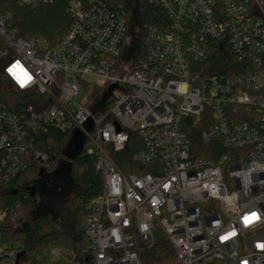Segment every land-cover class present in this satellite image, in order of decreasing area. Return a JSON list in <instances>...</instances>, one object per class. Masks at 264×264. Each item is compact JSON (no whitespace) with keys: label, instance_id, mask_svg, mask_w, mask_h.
<instances>
[{"label":"built area","instance_id":"1","mask_svg":"<svg viewBox=\"0 0 264 264\" xmlns=\"http://www.w3.org/2000/svg\"><path fill=\"white\" fill-rule=\"evenodd\" d=\"M145 1L165 19L144 25V61L131 70L121 56V5L67 0L68 30L51 45L20 38L0 0V71L22 97L36 99L13 112L0 93V185L25 172L30 159L46 162L33 148L39 134L78 133L96 159L102 191L87 206L86 260L73 264H142L139 253L155 229L177 264H264V12L253 0ZM217 45L237 66L206 75L200 65ZM14 65L31 77L23 87L9 72ZM203 115L207 150L200 153L183 125ZM132 134L141 148L125 174L112 155ZM5 218L0 198V264H17L19 250L2 233Z\"/></svg>","mask_w":264,"mask_h":264},{"label":"trees","instance_id":"2","mask_svg":"<svg viewBox=\"0 0 264 264\" xmlns=\"http://www.w3.org/2000/svg\"><path fill=\"white\" fill-rule=\"evenodd\" d=\"M106 1L123 7L127 21L126 37L129 30H137L139 40L137 52L130 61H126L131 63V70H136L145 57L142 43L144 25L151 23L158 26L165 19L164 14L160 8L145 0H140L137 12L133 11L131 4H123L121 0ZM3 3L5 10L11 13L8 27L16 29L18 36L24 40H28L32 36H40L51 45H55L68 30L70 21L65 11L67 0H54L52 4L37 7H19L12 0H3ZM132 18L134 25L130 26ZM200 66L205 68L206 75H221L234 70L237 62L224 46L217 45L213 55ZM0 93L6 108L13 112L18 111L29 102L36 101V99L22 97L1 71ZM94 95H98V92ZM240 110L244 112L243 108ZM243 114L241 113L238 118L244 119ZM200 118H187L183 129L190 140L192 150L203 153L207 150L200 142V133L204 128L202 122L204 115ZM70 139L69 133L61 132L55 128H50L46 133L39 134L33 148L35 151L47 155L46 162L43 165H38L32 158L29 160V166L25 172L12 179L7 186L0 185L1 204L6 212L2 233L5 240L15 244L19 254H22L17 264H46L47 258L54 248L66 250L72 260L71 264L86 260L88 239L85 235V217L87 206L93 198L101 193L102 177L96 168L95 157L87 155L83 150L73 158L66 156L65 150ZM140 148L141 144L137 135L132 134L129 143L122 152H113L112 156L123 173L133 172L134 166L131 165V157ZM62 171H65V177L75 184L70 206L71 212L75 214L73 223L70 225L64 217H54L49 213V210H45L44 213L28 220L23 228L13 230L7 227L9 217L15 208L22 207L33 212L36 209L34 201L36 195L44 194L46 188L53 191L61 185L59 180H61ZM42 185L44 188L41 187ZM32 192L35 195H31ZM152 238V245L139 253L141 263L177 264L175 254L165 234L161 230L155 229Z\"/></svg>","mask_w":264,"mask_h":264},{"label":"rangeland","instance_id":"3","mask_svg":"<svg viewBox=\"0 0 264 264\" xmlns=\"http://www.w3.org/2000/svg\"><path fill=\"white\" fill-rule=\"evenodd\" d=\"M257 6H259V11L264 12V0H253ZM123 4H131L133 11L137 12L140 0H121ZM134 25V19L130 21V26ZM139 30V24L137 26ZM138 33L137 30H129L126 40L122 46V57L125 61H130L137 52L138 45ZM6 61V54H0V69ZM108 94L105 93L104 98H107ZM69 154L72 155L76 152V149L68 150ZM65 170V169H64ZM66 172L62 171L60 174L59 182L61 185L57 189L50 191L46 188L44 194L37 195L36 209L33 212H29L27 209L22 207L15 208L7 223V227L16 230L18 228L25 227L28 220L31 218L44 213L45 210H49L52 216H61L66 219V221L71 225L75 220V214L71 212V201L74 196L75 184L67 177H65ZM43 187V185L41 186ZM15 245V244H13ZM16 247V245H15ZM54 255L47 258L46 264H71V259L68 256V252L63 249L54 248Z\"/></svg>","mask_w":264,"mask_h":264},{"label":"water","instance_id":"4","mask_svg":"<svg viewBox=\"0 0 264 264\" xmlns=\"http://www.w3.org/2000/svg\"><path fill=\"white\" fill-rule=\"evenodd\" d=\"M114 89H115L114 86L110 87L108 89V93H111ZM83 143H84V138L81 135H79L78 133H75L73 136H71L69 144L65 150L66 156L73 158L74 156L78 155L82 151ZM69 149L70 150L76 149V152L74 154L70 155L68 152ZM31 195H33V192L31 193ZM21 255L22 254H18L17 261L21 257Z\"/></svg>","mask_w":264,"mask_h":264},{"label":"snow or ice","instance_id":"5","mask_svg":"<svg viewBox=\"0 0 264 264\" xmlns=\"http://www.w3.org/2000/svg\"><path fill=\"white\" fill-rule=\"evenodd\" d=\"M19 68V65H14L13 68L9 69V72H11L13 74V76L17 79V81L20 83V85L23 87L30 79L31 77L27 75V73H24L23 77H21L20 75L17 74V69ZM255 215V214H253ZM246 221L249 218H245Z\"/></svg>","mask_w":264,"mask_h":264},{"label":"flooded vegetation","instance_id":"6","mask_svg":"<svg viewBox=\"0 0 264 264\" xmlns=\"http://www.w3.org/2000/svg\"><path fill=\"white\" fill-rule=\"evenodd\" d=\"M43 188H44V186H43ZM33 195H35V194H33ZM35 197V196H34ZM34 201L37 203V195H36V199H34Z\"/></svg>","mask_w":264,"mask_h":264}]
</instances>
